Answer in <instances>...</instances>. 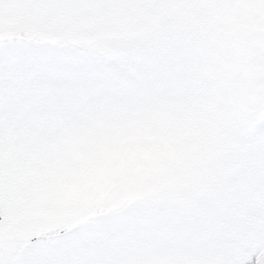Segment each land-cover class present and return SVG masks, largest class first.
<instances>
[{
    "label": "snow or ice",
    "instance_id": "snow-or-ice-1",
    "mask_svg": "<svg viewBox=\"0 0 264 264\" xmlns=\"http://www.w3.org/2000/svg\"><path fill=\"white\" fill-rule=\"evenodd\" d=\"M0 264H264V0H0Z\"/></svg>",
    "mask_w": 264,
    "mask_h": 264
}]
</instances>
